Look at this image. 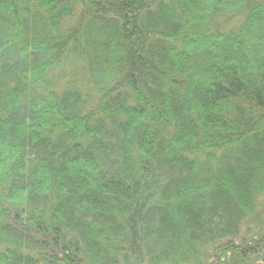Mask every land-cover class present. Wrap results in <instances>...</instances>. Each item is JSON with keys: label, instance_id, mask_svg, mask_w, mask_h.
<instances>
[{"label": "trees", "instance_id": "16d2710c", "mask_svg": "<svg viewBox=\"0 0 264 264\" xmlns=\"http://www.w3.org/2000/svg\"><path fill=\"white\" fill-rule=\"evenodd\" d=\"M0 264H264V0H0Z\"/></svg>", "mask_w": 264, "mask_h": 264}]
</instances>
